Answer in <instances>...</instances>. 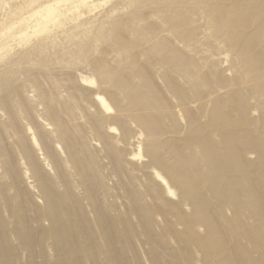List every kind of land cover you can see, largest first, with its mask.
<instances>
[{
  "label": "bare ground",
  "instance_id": "bare-ground-1",
  "mask_svg": "<svg viewBox=\"0 0 264 264\" xmlns=\"http://www.w3.org/2000/svg\"><path fill=\"white\" fill-rule=\"evenodd\" d=\"M0 264H264V0H0Z\"/></svg>",
  "mask_w": 264,
  "mask_h": 264
}]
</instances>
